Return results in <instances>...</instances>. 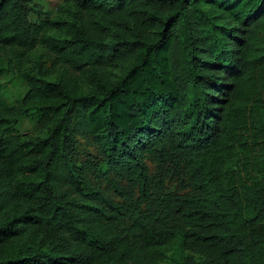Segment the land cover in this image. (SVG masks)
I'll list each match as a JSON object with an SVG mask.
<instances>
[{
	"label": "trees",
	"instance_id": "1",
	"mask_svg": "<svg viewBox=\"0 0 264 264\" xmlns=\"http://www.w3.org/2000/svg\"><path fill=\"white\" fill-rule=\"evenodd\" d=\"M40 45L0 90V264H264V0H0V78Z\"/></svg>",
	"mask_w": 264,
	"mask_h": 264
},
{
	"label": "rangeland",
	"instance_id": "2",
	"mask_svg": "<svg viewBox=\"0 0 264 264\" xmlns=\"http://www.w3.org/2000/svg\"><path fill=\"white\" fill-rule=\"evenodd\" d=\"M36 6L41 10L42 17L52 18L56 15L57 8L63 0H34ZM32 20H36L35 13L31 14ZM40 60L44 65L50 64L49 53L45 46L40 45L29 51L25 56L18 59L12 52L2 55L3 76L0 78V90L5 99L13 105L20 104L23 96L28 90V84L21 76L25 71H33L35 63ZM18 131L25 135L43 134L45 127L41 124L37 117H23L18 123ZM79 148L83 152L91 155L95 154L93 145H90L83 138L79 139ZM151 169L154 164L150 162ZM178 186L176 178L167 181V187L174 189Z\"/></svg>",
	"mask_w": 264,
	"mask_h": 264
}]
</instances>
